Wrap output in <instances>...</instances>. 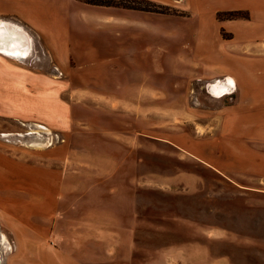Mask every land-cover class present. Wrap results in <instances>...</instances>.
<instances>
[{"label":"rangeland","instance_id":"1","mask_svg":"<svg viewBox=\"0 0 264 264\" xmlns=\"http://www.w3.org/2000/svg\"><path fill=\"white\" fill-rule=\"evenodd\" d=\"M8 11L5 31L29 54L0 55V264H264V186L241 188L180 148L221 146L224 112L254 100L264 22L182 24L165 70L135 67L134 89L115 93ZM225 72L242 85L216 92Z\"/></svg>","mask_w":264,"mask_h":264},{"label":"crops","instance_id":"2","mask_svg":"<svg viewBox=\"0 0 264 264\" xmlns=\"http://www.w3.org/2000/svg\"><path fill=\"white\" fill-rule=\"evenodd\" d=\"M150 1L182 10L186 15L93 5L79 0H0V13L8 11L12 5L9 13L28 21L32 28L46 37V44L51 50L62 53L68 62H75L71 72L84 78L94 77L97 81L95 86H100L101 77L110 86L104 88L101 85L103 88L100 91L115 93L134 89L132 77L135 67L142 71L146 69L143 76L148 78L151 77L152 63L165 70L164 62L170 53L168 46L177 47L186 36L179 32L178 26L182 24L196 22L197 26L203 22V27H207L214 22H264V0ZM224 11H246L250 19H218L216 14ZM76 26L78 33L74 30ZM59 35L64 36L63 43L55 40ZM216 38L221 44L226 41L219 36ZM221 74L226 82L213 84L216 92H223L225 85H242V79L236 81L235 75ZM246 74L241 77L245 78ZM254 79V100L249 103L235 101L229 106L231 112H224V121L231 120L234 124L221 131L218 137L221 146L212 147L208 136L192 138L189 149L179 147L229 182L241 188L261 190L264 186L262 57L255 60Z\"/></svg>","mask_w":264,"mask_h":264},{"label":"trees","instance_id":"3","mask_svg":"<svg viewBox=\"0 0 264 264\" xmlns=\"http://www.w3.org/2000/svg\"><path fill=\"white\" fill-rule=\"evenodd\" d=\"M87 4L101 5V6H114L126 9H134L141 11L167 13L186 15L183 11H175L170 9L167 5L155 3L150 0H79ZM243 11H224L216 14L218 19H234L235 17L241 16ZM242 17V16H241Z\"/></svg>","mask_w":264,"mask_h":264},{"label":"bare ground","instance_id":"4","mask_svg":"<svg viewBox=\"0 0 264 264\" xmlns=\"http://www.w3.org/2000/svg\"><path fill=\"white\" fill-rule=\"evenodd\" d=\"M12 25V28L15 27L17 29H22L19 25ZM7 26V23L0 19V55L15 59H23L24 57H28L29 49L27 47H19L16 37L14 35L7 34L9 33L8 31L6 33L5 29ZM218 91H220V89Z\"/></svg>","mask_w":264,"mask_h":264}]
</instances>
